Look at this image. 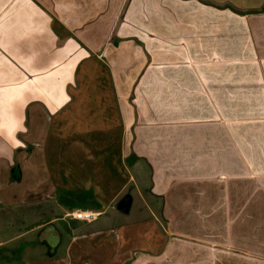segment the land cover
Masks as SVG:
<instances>
[{"label": "crops", "instance_id": "0c3cea01", "mask_svg": "<svg viewBox=\"0 0 264 264\" xmlns=\"http://www.w3.org/2000/svg\"><path fill=\"white\" fill-rule=\"evenodd\" d=\"M91 263L264 264V0H0V264Z\"/></svg>", "mask_w": 264, "mask_h": 264}, {"label": "built area", "instance_id": "2783aa9c", "mask_svg": "<svg viewBox=\"0 0 264 264\" xmlns=\"http://www.w3.org/2000/svg\"><path fill=\"white\" fill-rule=\"evenodd\" d=\"M101 215L100 212L95 211H75L72 214V218L74 220L84 222V223H92L95 222L99 216Z\"/></svg>", "mask_w": 264, "mask_h": 264}, {"label": "water", "instance_id": "95a60500", "mask_svg": "<svg viewBox=\"0 0 264 264\" xmlns=\"http://www.w3.org/2000/svg\"><path fill=\"white\" fill-rule=\"evenodd\" d=\"M130 206H131V197L127 195L120 200V202L117 205V210L123 214H127L130 210Z\"/></svg>", "mask_w": 264, "mask_h": 264}, {"label": "rangeland", "instance_id": "374dc122", "mask_svg": "<svg viewBox=\"0 0 264 264\" xmlns=\"http://www.w3.org/2000/svg\"><path fill=\"white\" fill-rule=\"evenodd\" d=\"M133 197V196H132ZM133 200H134V202H133V207H132V209H131V212L128 214V215H118V216H122L123 218H126V219H133L134 217H135V215H136V211H135V206H136V204H137V200H136V198H134L133 197ZM111 212H113V211H110V213ZM101 220H103V218H101L100 220H99V222L101 221ZM19 228H21L22 229V227L19 225V226H17V229H19ZM43 236V235H42ZM39 246V245H38ZM39 249H41L40 247H39ZM91 264H93V263H91Z\"/></svg>", "mask_w": 264, "mask_h": 264}, {"label": "trees", "instance_id": "16d2710c", "mask_svg": "<svg viewBox=\"0 0 264 264\" xmlns=\"http://www.w3.org/2000/svg\"><path fill=\"white\" fill-rule=\"evenodd\" d=\"M2 260H3V261H7V260H5L4 258H2Z\"/></svg>", "mask_w": 264, "mask_h": 264}]
</instances>
